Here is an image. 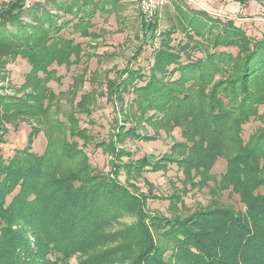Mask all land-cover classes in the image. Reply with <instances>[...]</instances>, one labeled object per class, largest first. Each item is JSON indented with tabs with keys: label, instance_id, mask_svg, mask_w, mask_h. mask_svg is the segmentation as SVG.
<instances>
[{
	"label": "trees",
	"instance_id": "obj_1",
	"mask_svg": "<svg viewBox=\"0 0 264 264\" xmlns=\"http://www.w3.org/2000/svg\"><path fill=\"white\" fill-rule=\"evenodd\" d=\"M121 1H57V14L48 12L41 2L32 11H23L14 2L0 11V53L26 58L30 64L27 83L44 82L54 72L51 65L66 64L71 57L75 61L83 54L80 43L60 32L72 26L80 35H90L96 14L115 12ZM28 12L32 23L23 24L20 17ZM178 14V24L188 29L185 40L174 48L165 44L163 35L147 73L128 66L110 82L113 91L121 92L114 93L119 100L125 92L132 94L129 109L136 119L154 131L178 127L183 141L173 143L170 151L157 159L143 156L119 161L118 171H157L176 163L185 171L194 167L206 173L224 157L223 185L232 186L244 209L220 205L183 218L144 215L158 237L175 248L166 259L164 249L153 245L149 233H143L144 243L150 245L136 250L135 258L127 262L264 264V126L247 141L242 138L243 124L256 117L258 103L264 101H260L257 84L251 83L252 77L264 72V33L260 38L250 37L234 20L213 17L202 10L181 9ZM144 26L146 32H153L156 21ZM232 46L235 54L221 49ZM44 94L37 91L33 100L43 101ZM15 105L31 110L42 106L0 95V130ZM120 109L123 115L130 114ZM70 133L86 137L81 128ZM127 136L141 135L126 127L116 133L120 140ZM48 148L37 154L27 146L9 158H4L0 149V264H68L77 253L85 256L80 264H99L102 254L91 255L88 250L101 241V228L115 214L114 208H120V201L139 207L142 202L113 176L93 175L89 164L61 168L57 156L69 158L83 151L75 142L67 141L56 154Z\"/></svg>",
	"mask_w": 264,
	"mask_h": 264
},
{
	"label": "rangeland",
	"instance_id": "obj_2",
	"mask_svg": "<svg viewBox=\"0 0 264 264\" xmlns=\"http://www.w3.org/2000/svg\"><path fill=\"white\" fill-rule=\"evenodd\" d=\"M57 1L64 0H34L31 11L36 3L41 2L48 12L57 14ZM244 1L245 4L240 5L231 0H206L204 8L198 0H168L152 20L156 21V30L146 32V22L139 12L137 0H123L115 12L96 14L89 29L92 33L88 36L80 35L72 26L64 28L60 35L80 43L83 54L75 61L71 57L72 62L66 64L54 63L51 65L54 71L52 75L38 84L26 82L30 70L26 58L20 54L5 57L3 52L0 53V95L42 105L39 110L16 105L10 107L8 115L1 122L0 136L4 142H0V149L3 157L9 158L16 150L27 146L37 154H42L46 147L56 154L63 144L73 141L85 152L81 151L69 158L57 156L56 161H59L61 168L89 164L93 175L113 176L130 195L142 202L139 207L120 201V208H114L115 214L101 228V241L93 250H88L91 255L96 252L102 254L99 264H128L127 261L130 262L137 255H134L136 250L141 251L150 245L144 243L143 233H149L153 245L162 247L165 258H169L174 245L159 238L147 222L148 218L142 217L144 215L183 218L203 208L220 205L236 210L244 209L232 186L223 185L222 175L226 170L224 157H219L206 173L194 167L185 171L176 163H168L157 171L145 169L141 173L131 174L118 171L119 161H132L143 156L157 159L168 153L173 143L183 140L178 127L168 131H154L139 117L136 119L133 110L129 109L132 94L125 92L119 100L114 93L120 91H113L110 82L118 79L121 71L128 66L133 69L142 68L147 73L154 62L155 51L161 48L163 35L165 44L174 48L185 40L184 34L188 29L184 30L178 24L181 9H197L208 14L212 12L209 15L213 17L215 13L219 14L216 17L234 20L248 36L260 38L264 33V0ZM218 3L221 6L215 12L213 6ZM66 18L69 19V16ZM20 20L23 24L32 23L29 12L21 15ZM221 49L236 53L233 46ZM194 53L201 56L199 52ZM252 78L251 83L257 84L262 101L264 72ZM37 91H45L43 101L33 100L32 96ZM263 102L258 103L256 117H249L242 126L244 141L264 126ZM120 108L130 114L123 115ZM122 127L131 128L141 136H127L120 140L116 133ZM78 128L86 134L85 138L71 135L70 130ZM144 137L150 138L146 140ZM104 200L105 197L101 198L102 203H105ZM141 224L148 228V232H144ZM84 257L77 253L69 258L68 264H80Z\"/></svg>",
	"mask_w": 264,
	"mask_h": 264
},
{
	"label": "built area",
	"instance_id": "obj_3",
	"mask_svg": "<svg viewBox=\"0 0 264 264\" xmlns=\"http://www.w3.org/2000/svg\"><path fill=\"white\" fill-rule=\"evenodd\" d=\"M14 2H18L23 11L30 9L34 4V0H0V11ZM167 2L168 0H138L139 12L144 21H152Z\"/></svg>",
	"mask_w": 264,
	"mask_h": 264
},
{
	"label": "crops",
	"instance_id": "obj_4",
	"mask_svg": "<svg viewBox=\"0 0 264 264\" xmlns=\"http://www.w3.org/2000/svg\"><path fill=\"white\" fill-rule=\"evenodd\" d=\"M123 1V0H122ZM121 1V2H122ZM228 1H230V0H228ZM231 1H233V2H238L240 5H243V4H245V1L243 2V3H240L239 1H237V0H231ZM137 2H138V0H137ZM198 2H199V4L200 5H203L204 6V8L206 7V0H198ZM218 2H220V1H218ZM220 6H221V3H218L217 5H214L213 6V11H218V9H220ZM205 10V9H204ZM206 12V11H205ZM209 14H212V12H209ZM216 16H219V14H216L215 13V16L214 17H216Z\"/></svg>",
	"mask_w": 264,
	"mask_h": 264
}]
</instances>
